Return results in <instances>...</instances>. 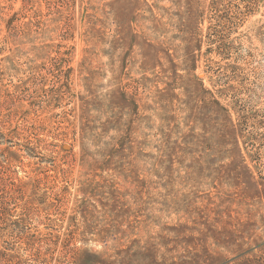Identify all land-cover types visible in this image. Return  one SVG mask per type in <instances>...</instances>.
Here are the masks:
<instances>
[{
  "label": "rangeland",
  "instance_id": "1",
  "mask_svg": "<svg viewBox=\"0 0 264 264\" xmlns=\"http://www.w3.org/2000/svg\"><path fill=\"white\" fill-rule=\"evenodd\" d=\"M0 264H264V0H0Z\"/></svg>",
  "mask_w": 264,
  "mask_h": 264
}]
</instances>
